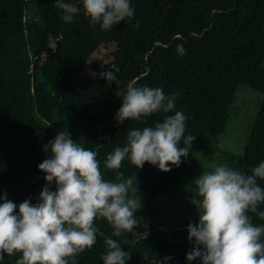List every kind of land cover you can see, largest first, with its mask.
Segmentation results:
<instances>
[{"label": "trees", "instance_id": "1", "mask_svg": "<svg viewBox=\"0 0 264 264\" xmlns=\"http://www.w3.org/2000/svg\"><path fill=\"white\" fill-rule=\"evenodd\" d=\"M132 6V19L105 31L83 10L71 23L62 22L54 0H0V195L6 192L17 204L36 202L46 183L38 164L51 154L45 147L60 131L96 152L104 179L116 182L123 173L121 179L136 178L129 192L137 184L146 193H168L195 157L226 133L238 88L246 85L264 95V0H132ZM33 8L35 17L28 15ZM50 40L57 42L55 49ZM102 47L107 51L99 58L95 54ZM112 65L120 69L114 82L90 75L114 71ZM129 82L178 94L175 110L186 115L185 135L194 138L179 167L163 172L145 162L138 169L128 160L119 169L104 167L130 129L174 114L117 122L122 101L115 93ZM260 161L264 98L238 162L218 164L249 172ZM258 184L264 187V180ZM249 215L253 224H264ZM94 223L103 236L112 235L104 218ZM185 230L172 235L137 222L132 232L113 238L128 251L127 264H189L192 247L181 239ZM103 236L77 254L75 264H103ZM19 255L5 254L4 264H15Z\"/></svg>", "mask_w": 264, "mask_h": 264}, {"label": "clouds", "instance_id": "2", "mask_svg": "<svg viewBox=\"0 0 264 264\" xmlns=\"http://www.w3.org/2000/svg\"><path fill=\"white\" fill-rule=\"evenodd\" d=\"M54 4L61 10L62 22L71 23L83 10L93 25L105 31L135 14L132 0H54ZM49 47L55 49L57 42L50 40ZM178 49L183 52L182 46ZM112 69L90 75L114 82L120 69L116 65ZM115 94L122 101L115 115L119 123L158 112L174 114L130 129L124 145L107 154L104 167L119 169L125 160L138 169L145 162L163 172L179 167L194 138L185 135L186 115L175 110L178 94L134 82L118 87ZM45 150L51 154L38 169L45 173L46 183L36 202L25 199L17 204L6 192L0 195V264L5 254L16 253L20 255L15 264H70L69 258L75 264L76 255L103 236L95 226L97 218H104L113 229L111 236H103V264H127L128 251L113 237L132 232L137 225L135 213L141 203L129 196L133 178L121 179L123 173H118L116 182L104 179L96 152L74 142L65 131L58 132ZM258 180H264V161L249 172L217 164L194 180L198 223L187 226L188 239L194 241L186 255L189 264L197 259L200 264H264V224H253L249 215L264 220V210H258L264 204V187Z\"/></svg>", "mask_w": 264, "mask_h": 264}, {"label": "rangeland", "instance_id": "3", "mask_svg": "<svg viewBox=\"0 0 264 264\" xmlns=\"http://www.w3.org/2000/svg\"><path fill=\"white\" fill-rule=\"evenodd\" d=\"M36 9H30L28 15L35 17ZM106 47H102L95 56L103 58ZM84 74V73H83ZM82 76V74H81ZM263 93L249 86H240L227 120L226 133L209 150L198 154L191 166L183 172L179 180L165 194L146 193V190L129 192V196L140 200L141 208L135 213L137 222L151 223L156 228H162L175 235L176 231L186 230L181 239L192 248L194 241H189L187 226L198 223L197 208L193 200L198 198L194 180L203 171L211 170L219 162H238V158L244 152L247 137L260 110ZM135 178H133L134 180Z\"/></svg>", "mask_w": 264, "mask_h": 264}]
</instances>
